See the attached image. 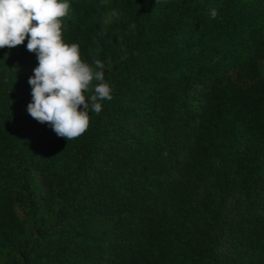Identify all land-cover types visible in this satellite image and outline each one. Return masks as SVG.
Instances as JSON below:
<instances>
[{"label": "trees", "instance_id": "1", "mask_svg": "<svg viewBox=\"0 0 264 264\" xmlns=\"http://www.w3.org/2000/svg\"><path fill=\"white\" fill-rule=\"evenodd\" d=\"M68 2L112 99L57 137L0 49V264H264V0Z\"/></svg>", "mask_w": 264, "mask_h": 264}, {"label": "clouds", "instance_id": "2", "mask_svg": "<svg viewBox=\"0 0 264 264\" xmlns=\"http://www.w3.org/2000/svg\"><path fill=\"white\" fill-rule=\"evenodd\" d=\"M70 14L68 0H0V49L28 37L26 48L38 61L28 79L32 100L26 111L66 141L88 131L89 112L98 115L103 101L112 99L101 60L83 62L79 45L62 39V20ZM209 15L215 19L218 12L213 8Z\"/></svg>", "mask_w": 264, "mask_h": 264}, {"label": "rangeland", "instance_id": "3", "mask_svg": "<svg viewBox=\"0 0 264 264\" xmlns=\"http://www.w3.org/2000/svg\"><path fill=\"white\" fill-rule=\"evenodd\" d=\"M66 18H63L62 22L65 20ZM33 24H35V21L32 22ZM262 66H263V69H264V61L262 62Z\"/></svg>", "mask_w": 264, "mask_h": 264}]
</instances>
